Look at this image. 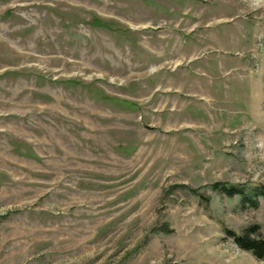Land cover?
Wrapping results in <instances>:
<instances>
[{
	"label": "rangeland",
	"instance_id": "1",
	"mask_svg": "<svg viewBox=\"0 0 264 264\" xmlns=\"http://www.w3.org/2000/svg\"><path fill=\"white\" fill-rule=\"evenodd\" d=\"M253 7L0 0V264H264Z\"/></svg>",
	"mask_w": 264,
	"mask_h": 264
},
{
	"label": "trees",
	"instance_id": "2",
	"mask_svg": "<svg viewBox=\"0 0 264 264\" xmlns=\"http://www.w3.org/2000/svg\"><path fill=\"white\" fill-rule=\"evenodd\" d=\"M214 187H217L220 191H222L225 195L231 197L234 195H239L242 200H249L251 203H253L254 206L257 205V201L252 198L251 196L247 195L245 189L242 188V186L237 184H228L219 182L217 184H213ZM250 187L249 192L251 194H254L253 192L259 190L260 188ZM260 193H264L261 191ZM227 234H229L236 242L239 247L248 250L253 253L258 258H264V238L255 236L256 230L255 226L246 228L242 233H235L230 230H225Z\"/></svg>",
	"mask_w": 264,
	"mask_h": 264
},
{
	"label": "clouds",
	"instance_id": "3",
	"mask_svg": "<svg viewBox=\"0 0 264 264\" xmlns=\"http://www.w3.org/2000/svg\"><path fill=\"white\" fill-rule=\"evenodd\" d=\"M253 5H254L253 10L259 11L261 5H264V0H253ZM257 148L260 149L261 151H264V146H262L259 141L257 143Z\"/></svg>",
	"mask_w": 264,
	"mask_h": 264
}]
</instances>
